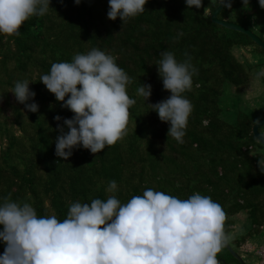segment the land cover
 <instances>
[{
    "label": "trees",
    "instance_id": "trees-1",
    "mask_svg": "<svg viewBox=\"0 0 264 264\" xmlns=\"http://www.w3.org/2000/svg\"><path fill=\"white\" fill-rule=\"evenodd\" d=\"M220 4L202 0L200 8H188L185 0H147L145 12L122 24L119 17L107 18L108 0H81L79 5L51 0L52 9L26 20L20 35H0V199L28 202L37 215L63 220L77 200L115 194L126 202L146 188L181 199L199 192L222 205L227 239L239 214L246 215L252 231H259L264 224V173L258 160H264V154L256 147H264L253 137L252 127L264 114L255 120L230 99L247 87L254 69L264 66H249L245 54L251 46L264 52L247 36L211 22ZM254 7H260L258 0L244 6L242 0H234L218 19L246 28L248 8ZM238 12L239 20H234ZM92 48L116 57L131 77L127 91L136 103L130 107L126 134L116 143L95 154L75 148L64 161L55 155L59 133L54 117L71 118L73 113L39 79L52 63L70 61L75 53ZM164 50L173 51L178 60L186 59L187 53L197 69L192 87L183 93L193 105L183 143L167 137L168 124L147 105L170 95L156 68ZM236 52L246 56L243 62ZM23 79L36 93L35 113L11 93L14 82ZM140 84L152 86L146 103L137 94ZM111 180L118 185L115 193L106 191ZM249 236L232 241L240 248ZM4 248L0 242V254ZM224 256L239 264L225 247L217 259L228 264Z\"/></svg>",
    "mask_w": 264,
    "mask_h": 264
},
{
    "label": "clouds",
    "instance_id": "clouds-1",
    "mask_svg": "<svg viewBox=\"0 0 264 264\" xmlns=\"http://www.w3.org/2000/svg\"><path fill=\"white\" fill-rule=\"evenodd\" d=\"M81 0H74L79 5ZM231 8L230 0H220ZM51 0H0V35H20V28L33 16L49 12ZM147 0H108L107 18L122 24L145 12ZM243 6L249 0H242ZM186 6L200 8L202 0H185ZM264 9V0H258ZM178 60L164 50L156 61L163 89L170 93L156 103H147L168 124L167 137L183 143L193 105L183 95L193 84L197 69L187 53ZM264 76V71L258 73ZM40 82L54 94L71 118L56 115L58 135L55 155L64 161L75 148L99 153L126 134L130 107L129 74L116 57L99 48L77 52L70 61L51 64ZM28 79L14 82L11 93L29 112H37ZM151 84H140L137 94L145 103ZM67 97V99H65ZM31 101V102H29ZM63 120L62 123H59ZM262 173L264 160H258ZM117 182L106 189L115 193ZM226 213L209 195L195 192L185 199L146 188L121 202L117 195L90 202L79 200L69 206L67 216L37 215L33 205L3 197L0 199V242L5 245L0 264H220L217 253L227 243Z\"/></svg>",
    "mask_w": 264,
    "mask_h": 264
},
{
    "label": "rangeland",
    "instance_id": "rangeland-1",
    "mask_svg": "<svg viewBox=\"0 0 264 264\" xmlns=\"http://www.w3.org/2000/svg\"><path fill=\"white\" fill-rule=\"evenodd\" d=\"M248 10L249 12L247 13L246 19H244L245 22L243 23L248 30H250L258 38H261L264 42V9H262L261 7H254L253 9L248 8ZM238 14L239 16L236 15L232 18L234 20H239L238 18L240 17L241 13L238 12ZM251 47L255 48L254 46ZM253 48H250L252 54L251 52L248 55L245 54L247 57L243 56L242 54L240 55V53H244L241 50L240 53L236 52L235 55L236 57H238V60L240 62H243V58L245 59L246 57L249 66H253L256 63L264 65V55L254 51L255 49L253 50ZM261 71H264V66L254 69L247 87L242 90H236V92L232 94V98L230 99L233 102L235 108L241 109L255 120L261 118L264 114V76L263 78L261 76H258V73H260ZM260 132L264 137V126L261 128ZM256 150L264 154L263 148L256 147ZM233 222V227L230 232L229 238L227 239V244L240 257L244 264H258V259L253 254L245 253L243 250L236 247L232 241V238L241 240L247 234H250V236L246 238L243 245L249 244L254 247L260 245L264 246V240H260L261 238H264V224L259 231H252L246 219V215L244 214L237 215L233 219ZM240 247H242V245ZM224 258L226 259V261H229L227 256H224ZM228 264L238 263L229 261Z\"/></svg>",
    "mask_w": 264,
    "mask_h": 264
},
{
    "label": "water",
    "instance_id": "water-1",
    "mask_svg": "<svg viewBox=\"0 0 264 264\" xmlns=\"http://www.w3.org/2000/svg\"><path fill=\"white\" fill-rule=\"evenodd\" d=\"M232 1L234 0H230V2ZM224 8L225 7L221 4L217 6V8L211 13V22L227 30L241 33L247 36L255 45H257L264 52V42L260 38H258L256 35H254L250 30L236 23L218 19L219 13ZM263 126H264V118L260 119L254 124V126L252 127V135L256 139V141H258L264 147V137L259 132L260 128H262ZM224 247L227 249L229 253H231L233 257L237 259L239 264H244L242 260L240 259V257L230 248V246L227 243L225 244ZM218 260L220 264H225L222 259H218Z\"/></svg>",
    "mask_w": 264,
    "mask_h": 264
},
{
    "label": "built area",
    "instance_id": "built-area-1",
    "mask_svg": "<svg viewBox=\"0 0 264 264\" xmlns=\"http://www.w3.org/2000/svg\"><path fill=\"white\" fill-rule=\"evenodd\" d=\"M245 253H251L258 259V264H264V246L254 247L249 244H245L240 247Z\"/></svg>",
    "mask_w": 264,
    "mask_h": 264
},
{
    "label": "crops",
    "instance_id": "crops-1",
    "mask_svg": "<svg viewBox=\"0 0 264 264\" xmlns=\"http://www.w3.org/2000/svg\"><path fill=\"white\" fill-rule=\"evenodd\" d=\"M262 136H263V135H262ZM260 240H261V241H263V240H264V238H261ZM260 246H262V245H260Z\"/></svg>",
    "mask_w": 264,
    "mask_h": 264
}]
</instances>
